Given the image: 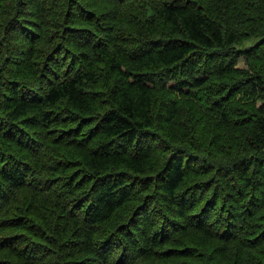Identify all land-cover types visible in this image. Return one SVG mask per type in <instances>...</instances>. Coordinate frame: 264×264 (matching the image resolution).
<instances>
[{"label":"trees","instance_id":"1","mask_svg":"<svg viewBox=\"0 0 264 264\" xmlns=\"http://www.w3.org/2000/svg\"><path fill=\"white\" fill-rule=\"evenodd\" d=\"M0 264H264V0H0Z\"/></svg>","mask_w":264,"mask_h":264},{"label":"rangeland","instance_id":"2","mask_svg":"<svg viewBox=\"0 0 264 264\" xmlns=\"http://www.w3.org/2000/svg\"><path fill=\"white\" fill-rule=\"evenodd\" d=\"M244 62H245V59L244 58H241L240 59V62H239L240 66H244Z\"/></svg>","mask_w":264,"mask_h":264}]
</instances>
